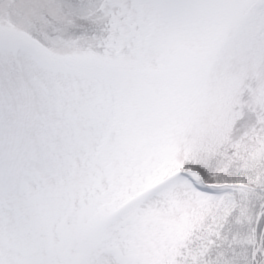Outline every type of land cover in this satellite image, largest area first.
<instances>
[{
  "label": "snow or ice",
  "instance_id": "1",
  "mask_svg": "<svg viewBox=\"0 0 264 264\" xmlns=\"http://www.w3.org/2000/svg\"><path fill=\"white\" fill-rule=\"evenodd\" d=\"M0 264H264V0H0Z\"/></svg>",
  "mask_w": 264,
  "mask_h": 264
}]
</instances>
